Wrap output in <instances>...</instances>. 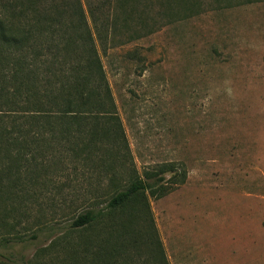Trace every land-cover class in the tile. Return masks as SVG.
<instances>
[{
  "label": "rangeland",
  "instance_id": "obj_1",
  "mask_svg": "<svg viewBox=\"0 0 264 264\" xmlns=\"http://www.w3.org/2000/svg\"><path fill=\"white\" fill-rule=\"evenodd\" d=\"M133 5L142 10L130 3L119 20ZM146 14L158 22L154 34L102 56L124 138L108 137L84 161L72 157L73 141L53 147L45 173L57 189H41L44 225L31 237L37 208L15 229L0 226V241H18L1 256L70 264L52 246L57 238H121L120 212L87 229L69 226L81 211L104 210L139 177L162 178L159 197L146 193L130 209L147 202L167 264H264V2L210 4L196 17L176 2L162 16ZM119 20L122 39L129 28ZM134 224L130 238H145L147 224L141 217Z\"/></svg>",
  "mask_w": 264,
  "mask_h": 264
},
{
  "label": "trees",
  "instance_id": "obj_2",
  "mask_svg": "<svg viewBox=\"0 0 264 264\" xmlns=\"http://www.w3.org/2000/svg\"><path fill=\"white\" fill-rule=\"evenodd\" d=\"M176 2L189 17H196L206 14L210 4L223 9L264 0H0L2 228L15 229L20 217L38 208L34 225L39 228L31 236L37 238L44 225L41 189H57L53 177L45 173L46 160L56 156L52 149L57 144L61 148L64 142L73 141L72 157L84 161L98 153L108 137L124 138L102 56L119 44L154 34L158 22H147L148 10L162 16ZM130 3L141 4L142 10H134L133 5L119 20V13H125ZM118 20L129 28L122 39L116 37ZM129 55L131 60H141L137 52ZM161 181L150 183L135 177L110 197L104 210L81 211L69 226L72 230L87 229L120 212L125 215V222L117 226L121 238H57L52 246L59 247L70 264H167L147 202L140 212L130 209L135 199L146 193L159 197ZM138 217L149 228L140 240L130 238L129 233ZM17 242L2 239L0 248L9 249ZM0 257L4 260L0 264H24L9 256Z\"/></svg>",
  "mask_w": 264,
  "mask_h": 264
}]
</instances>
